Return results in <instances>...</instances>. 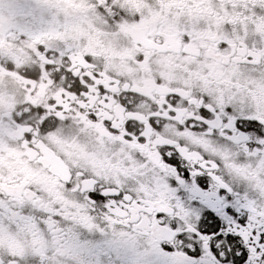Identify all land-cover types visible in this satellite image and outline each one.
Wrapping results in <instances>:
<instances>
[{
  "label": "snow or ice",
  "instance_id": "obj_1",
  "mask_svg": "<svg viewBox=\"0 0 264 264\" xmlns=\"http://www.w3.org/2000/svg\"><path fill=\"white\" fill-rule=\"evenodd\" d=\"M0 264H264V0H0Z\"/></svg>",
  "mask_w": 264,
  "mask_h": 264
}]
</instances>
